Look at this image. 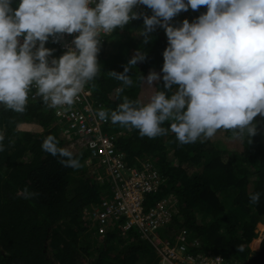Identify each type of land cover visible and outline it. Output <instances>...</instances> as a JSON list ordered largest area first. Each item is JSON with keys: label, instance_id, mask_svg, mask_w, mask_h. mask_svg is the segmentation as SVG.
Returning <instances> with one entry per match:
<instances>
[{"label": "trees", "instance_id": "trees-1", "mask_svg": "<svg viewBox=\"0 0 264 264\" xmlns=\"http://www.w3.org/2000/svg\"><path fill=\"white\" fill-rule=\"evenodd\" d=\"M18 4L19 0H13L12 7ZM206 11L203 6L197 11L189 8L170 23L178 27ZM142 30L141 16L103 38L98 54L101 71L86 84L96 107L115 110L125 96L147 103L163 89L162 80L150 85L140 77L146 78L152 70L161 72L168 38L157 27L150 42L144 44ZM45 46L55 49L56 58L64 54L50 39ZM138 49L147 57L130 66L134 84L123 87L108 72H123ZM253 123H257L254 136L246 132L235 136L233 130L220 129L210 139L201 137L183 146L171 131L155 138L141 137L138 129L111 122L103 132L117 148L112 154L124 152L129 168L141 172L143 162L149 161L165 177L166 184L151 193L145 205L156 206L173 194L178 213L163 233L183 232L190 242L197 240L194 247L188 245V254L220 256L229 263L264 264V239L259 251L250 248L258 238V225L264 224V116H257ZM54 125L53 108L43 101L27 103L24 113L6 111L0 105V134L5 137L0 142L4 145L0 151V264H158L154 247L134 229L126 241L118 230L97 234L94 207L106 184L88 172L84 154L73 156L81 164L73 169L59 162L67 158L42 151L41 144L50 134L64 148ZM169 126L168 121L162 125ZM221 140L241 142L242 148L225 150ZM25 187L39 195L25 198ZM254 192H260L261 198L251 205L249 194Z\"/></svg>", "mask_w": 264, "mask_h": 264}, {"label": "clouds", "instance_id": "clouds-1", "mask_svg": "<svg viewBox=\"0 0 264 264\" xmlns=\"http://www.w3.org/2000/svg\"><path fill=\"white\" fill-rule=\"evenodd\" d=\"M12 3L13 0H0V105L6 111L24 113L27 103L38 101L51 108L73 105L79 94L85 88L88 90L86 84L101 71L98 54L103 38L142 16L143 43L150 42V34L161 27L168 46L163 52L161 72L152 70L140 79L150 85L162 80L163 89L147 103L125 96L115 110L101 108L99 119L109 123L96 141L108 137L103 131L111 122L138 129L141 137L155 138L171 131L180 146L195 143L201 137L210 139L220 129L233 130V135L240 137L245 132L249 136L257 133L258 122H253L257 116H264V0H19L16 8ZM202 6L207 11L193 22L185 19L178 27L170 23L180 12L189 8L197 11ZM65 34L73 37L66 51ZM49 39L64 51L59 58L53 55L55 49L45 46ZM146 57L147 53L138 49L123 72L113 70L108 75L121 81L123 87H131L134 81L129 75L130 66L145 61ZM166 121L170 126L162 127ZM54 126L64 148L58 147L59 140L50 134L41 144L42 151L67 158L59 162L73 169L81 167L79 159L73 156L84 154L88 172L94 180L106 184L94 207L95 214L103 211L105 202L120 206L117 196L123 194L121 203L125 198L123 175L129 176V169L138 171L124 162L125 153L113 155L117 149L114 145L108 155L96 157L91 148L67 141L63 135L66 128L57 125L56 116ZM4 139L0 134V142ZM3 150L0 143V151ZM120 156L125 168L113 167L111 160ZM100 160L106 164H100ZM97 163L99 166H95ZM143 172L160 177L162 182L156 192L166 184L165 177L149 161L143 162L140 173ZM23 194L25 198L39 195L27 187ZM260 198V192L251 193L249 203L256 205ZM161 201L168 203L173 215L156 234L163 242L176 241L183 232L176 234V238L175 233L168 232L164 234L166 239L158 232L172 225L178 213L177 199L168 197ZM118 211L109 217L107 224L98 220L97 234L118 230L126 241L134 229L140 236L136 228L124 229L129 218L125 210ZM239 250H243L242 246Z\"/></svg>", "mask_w": 264, "mask_h": 264}, {"label": "built area", "instance_id": "built-area-1", "mask_svg": "<svg viewBox=\"0 0 264 264\" xmlns=\"http://www.w3.org/2000/svg\"><path fill=\"white\" fill-rule=\"evenodd\" d=\"M64 38L68 40V43L64 47L66 51L67 47L71 46L73 37L65 34ZM20 39L23 41V37ZM53 109L57 125L61 129L66 128L63 135L68 142L77 141L79 146L91 148L93 155L96 157L97 155H108L112 151L114 144L109 137H100L96 141V138L102 132V128L109 123V120L102 121L99 119L98 111L101 108L94 105L91 94L86 88L79 94L73 105H63ZM97 142L100 143V146ZM111 161L113 167L125 168L122 156ZM99 163L106 164L105 160H100ZM129 171L131 177L135 180V184H131L132 190L130 192L125 191V198L122 203L121 198L123 194L117 196V200H119L118 205L120 206L105 202L103 211L96 215L97 220L103 223V225L107 224L109 217L115 211H118L120 208L125 210L124 212L129 220L126 222L124 229L128 231L136 228L141 238L148 240L156 248L161 259L160 264H238L236 262H226L220 256L204 255L202 253L196 256L193 253L188 254V245L192 248L196 242L187 240L184 233L179 234L176 241H161L156 231L170 222L173 215L171 208L166 201L158 202L156 206H150L149 208L146 207L145 203L146 195L150 192H156L162 181L155 173L147 175L135 169H129ZM118 212L121 213V211ZM119 215H123V212ZM104 228H100L101 233L105 232Z\"/></svg>", "mask_w": 264, "mask_h": 264}, {"label": "rangeland", "instance_id": "rangeland-1", "mask_svg": "<svg viewBox=\"0 0 264 264\" xmlns=\"http://www.w3.org/2000/svg\"><path fill=\"white\" fill-rule=\"evenodd\" d=\"M216 142V141H213V143ZM222 144H223V147L226 148L225 150H230V151H240L241 150V142H232V143H226L225 141H222ZM67 146V144H66ZM68 148V146H67ZM69 149V148H68ZM70 150V149H69ZM228 156V155H227ZM225 157V160H228L229 156L228 157ZM95 166H99L98 163L95 165ZM107 172L108 169H106ZM95 173H97V171L94 170ZM193 170H191L190 173H192ZM98 176V175H97ZM122 180L124 181V185H123V188L125 191L127 192H130L132 190V187H131V184L134 183L135 184V180L131 177V175L127 176V174L125 173V175H123V178ZM130 185V186H129ZM135 188H136V185H135ZM170 197H174L173 194H170L169 195V198ZM166 204V202H165ZM261 226H264V224H259L258 227H257V230L256 232L258 233V238L253 240V242L251 243L250 245V248L252 249V251L256 252V251H259L260 249V245L262 243V240L264 239V228H262ZM263 230H262V229ZM159 236H161L163 239H166V236L164 235V233L162 231H159ZM124 239V238H123ZM257 241V242H256ZM194 243L197 242V240H194L193 241ZM255 243V244H254ZM257 243V244H256Z\"/></svg>", "mask_w": 264, "mask_h": 264}, {"label": "bare ground", "instance_id": "bare-ground-1", "mask_svg": "<svg viewBox=\"0 0 264 264\" xmlns=\"http://www.w3.org/2000/svg\"><path fill=\"white\" fill-rule=\"evenodd\" d=\"M261 227L264 228V226H261ZM262 228H261V229H262ZM262 230H263V229H262ZM256 242H257V241H256ZM254 244H255V243H254ZM256 244H257V243H256Z\"/></svg>", "mask_w": 264, "mask_h": 264}]
</instances>
